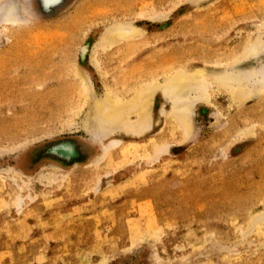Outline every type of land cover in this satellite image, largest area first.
<instances>
[{"label": "rangeland", "instance_id": "1", "mask_svg": "<svg viewBox=\"0 0 264 264\" xmlns=\"http://www.w3.org/2000/svg\"><path fill=\"white\" fill-rule=\"evenodd\" d=\"M0 264H264V0H0Z\"/></svg>", "mask_w": 264, "mask_h": 264}, {"label": "bare ground", "instance_id": "2", "mask_svg": "<svg viewBox=\"0 0 264 264\" xmlns=\"http://www.w3.org/2000/svg\"><path fill=\"white\" fill-rule=\"evenodd\" d=\"M9 14V13H8ZM14 17V16H13ZM10 23L12 22H14V20H12V19H10V20H8ZM116 36H118V35H116ZM112 37V36H111ZM117 38V37H116ZM183 75V74H182ZM184 76V75H183ZM182 76V77H183ZM186 76V75H185ZM188 78V77H187ZM172 79V78H171ZM189 79V78H188ZM174 80V79H173ZM190 81V80H189ZM168 83V82H167ZM181 81L180 80H177V81H172L171 82V84L170 85H167V86H169V89L170 90H173V89H175V90H177L178 88H181ZM227 84H229V85H236V82L235 81H233V80H231V82H228ZM238 84V83H237ZM225 88H228L227 86L225 87ZM181 89H183V88H181ZM167 90V89H166ZM230 90V89H229ZM174 91V90H173ZM235 91H237V92H235L234 93V97H235V99H240V97H241V95H243L241 92H239V90H235ZM165 92V91H164ZM175 92V91H174ZM180 92V91H179ZM170 94V93H169ZM144 97V96H143ZM138 100V99H137ZM148 99L147 98H141L140 100H138V104H137V107H136V112H137V114H138V117L142 120V121H144V118H145V116H146V112H147V104H148ZM113 106V105H112ZM109 108H105L104 107V109H103V107L101 106L99 109H98V115H99V117L100 118H106V119H108V120H110V121H114V120H120L121 119V116L120 115H118V113H120V111L117 113V111L116 112H113V111H111V110H109ZM115 110V109H114ZM186 119V118H185ZM107 120V121H108ZM182 120V119H181ZM187 120V119H186ZM147 121V120H146ZM183 122V121H182ZM141 123V122H140ZM106 124V123H105ZM115 124V123H114ZM144 124V123H143ZM143 124H142V126H143ZM186 124H187V122H186ZM185 125V124H184Z\"/></svg>", "mask_w": 264, "mask_h": 264}, {"label": "water", "instance_id": "3", "mask_svg": "<svg viewBox=\"0 0 264 264\" xmlns=\"http://www.w3.org/2000/svg\"><path fill=\"white\" fill-rule=\"evenodd\" d=\"M58 0H38V4L42 10H45L47 6L51 3H55Z\"/></svg>", "mask_w": 264, "mask_h": 264}]
</instances>
